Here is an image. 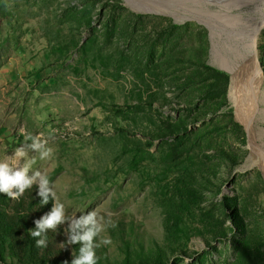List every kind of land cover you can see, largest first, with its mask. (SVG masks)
I'll list each match as a JSON object with an SVG mask.
<instances>
[{
  "label": "rangeland",
  "instance_id": "obj_1",
  "mask_svg": "<svg viewBox=\"0 0 264 264\" xmlns=\"http://www.w3.org/2000/svg\"><path fill=\"white\" fill-rule=\"evenodd\" d=\"M143 1L156 11L123 0H0V162L23 166L13 153L25 134L47 140L52 155L29 152L32 171L49 177L68 217H104L112 243L96 249L98 264H264L255 163L264 161V82L253 144L230 116L231 74L216 58L218 41L230 42L219 16L232 7L254 25L264 0ZM257 56L264 72V27ZM36 191L1 214L13 257L0 264H71L78 254L67 224L35 247L28 230L52 207Z\"/></svg>",
  "mask_w": 264,
  "mask_h": 264
},
{
  "label": "clouds",
  "instance_id": "obj_2",
  "mask_svg": "<svg viewBox=\"0 0 264 264\" xmlns=\"http://www.w3.org/2000/svg\"><path fill=\"white\" fill-rule=\"evenodd\" d=\"M29 152L37 153L41 160L52 155V149L47 146L46 139L39 135L25 134L23 143L13 153L15 159L24 160L23 166L14 167L8 162H0V194L12 200H19L35 185L40 206L52 202L51 210L34 220L35 227L28 230L30 237L35 241V247L46 248L48 232L56 231L60 225L67 224V245L79 246L78 254L72 255L71 264H98L96 249L112 243L110 238L101 236L106 230L104 217L96 210L68 217L65 205L59 201L49 177L40 171H32L36 158L29 159ZM108 223L111 224V221ZM64 264H68V261H64Z\"/></svg>",
  "mask_w": 264,
  "mask_h": 264
},
{
  "label": "bare ground",
  "instance_id": "obj_3",
  "mask_svg": "<svg viewBox=\"0 0 264 264\" xmlns=\"http://www.w3.org/2000/svg\"><path fill=\"white\" fill-rule=\"evenodd\" d=\"M124 3L135 10L144 12L156 11L153 6L143 0H123ZM224 0H220L223 4ZM241 3L235 7H240ZM232 8V7H231ZM226 13L219 16L224 19L229 31V41L226 44L218 41L216 45V58L218 65L231 74L230 95L236 119L244 125L254 144L256 140L255 123L261 108L263 70L257 56V39L264 27V21L254 25L244 24L240 19L232 18ZM215 23H218L215 21ZM222 25V23H218ZM230 26V28L228 27ZM216 28L219 25L215 24ZM256 148V147H255ZM264 170V161L255 159Z\"/></svg>",
  "mask_w": 264,
  "mask_h": 264
},
{
  "label": "trees",
  "instance_id": "obj_4",
  "mask_svg": "<svg viewBox=\"0 0 264 264\" xmlns=\"http://www.w3.org/2000/svg\"><path fill=\"white\" fill-rule=\"evenodd\" d=\"M205 68L215 76L223 77L227 82L230 81V75L226 71L214 68L207 64L205 65ZM230 116L232 117V119H234L233 110L230 111ZM11 201L12 200L7 198L4 194H0V222L3 219L1 214H5L6 208L9 207ZM16 211H18V209ZM11 232L12 229H9L8 227H6V225H3L2 230L0 231V259L3 261H5L8 256L13 257V253H11L10 251V249L13 248V239L11 237ZM33 259L34 257L31 255L29 257V260L32 261Z\"/></svg>",
  "mask_w": 264,
  "mask_h": 264
},
{
  "label": "water",
  "instance_id": "obj_5",
  "mask_svg": "<svg viewBox=\"0 0 264 264\" xmlns=\"http://www.w3.org/2000/svg\"><path fill=\"white\" fill-rule=\"evenodd\" d=\"M126 5V4H125ZM127 6V5H126ZM131 8V7H130ZM132 10H134V11H137V12H144V11H140V10H135V9H133V8H131ZM263 76H264V72H263ZM263 82H264V80H263Z\"/></svg>",
  "mask_w": 264,
  "mask_h": 264
}]
</instances>
